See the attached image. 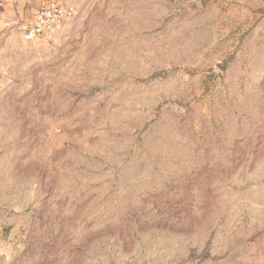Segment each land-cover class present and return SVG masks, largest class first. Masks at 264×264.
Returning <instances> with one entry per match:
<instances>
[{
    "label": "rangeland",
    "instance_id": "1",
    "mask_svg": "<svg viewBox=\"0 0 264 264\" xmlns=\"http://www.w3.org/2000/svg\"><path fill=\"white\" fill-rule=\"evenodd\" d=\"M2 1L0 264H264V0Z\"/></svg>",
    "mask_w": 264,
    "mask_h": 264
},
{
    "label": "built area",
    "instance_id": "2",
    "mask_svg": "<svg viewBox=\"0 0 264 264\" xmlns=\"http://www.w3.org/2000/svg\"><path fill=\"white\" fill-rule=\"evenodd\" d=\"M66 10L61 9L54 4L46 5L38 9L33 16V21L28 28H26L25 38L31 39L38 31L45 25L55 26L65 17Z\"/></svg>",
    "mask_w": 264,
    "mask_h": 264
},
{
    "label": "crops",
    "instance_id": "3",
    "mask_svg": "<svg viewBox=\"0 0 264 264\" xmlns=\"http://www.w3.org/2000/svg\"><path fill=\"white\" fill-rule=\"evenodd\" d=\"M7 6L4 4L2 0H0V29L2 28V22L5 19V12H6Z\"/></svg>",
    "mask_w": 264,
    "mask_h": 264
}]
</instances>
